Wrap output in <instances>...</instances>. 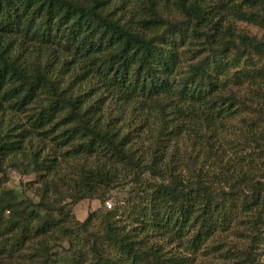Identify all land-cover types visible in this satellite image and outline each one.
Returning <instances> with one entry per match:
<instances>
[{"label": "trees", "instance_id": "16d2710c", "mask_svg": "<svg viewBox=\"0 0 264 264\" xmlns=\"http://www.w3.org/2000/svg\"><path fill=\"white\" fill-rule=\"evenodd\" d=\"M111 1L0 0V264H264V0Z\"/></svg>", "mask_w": 264, "mask_h": 264}, {"label": "rangeland", "instance_id": "374dc122", "mask_svg": "<svg viewBox=\"0 0 264 264\" xmlns=\"http://www.w3.org/2000/svg\"><path fill=\"white\" fill-rule=\"evenodd\" d=\"M120 0H112L110 5L108 6V9L110 11H113L115 6H118L120 4ZM128 3H126V8L125 10H122L123 13H126L124 11H128ZM117 10L115 13L116 15H120L123 18H126V16ZM235 27L238 28L239 30L249 34L250 36H255L257 38L263 37V32L256 27L250 26L245 23H236ZM127 115L125 114V117ZM110 168L112 170L116 171V175L118 177V183L122 184L126 180L125 175L126 172L123 171L122 166L119 165H113ZM4 180L6 181L2 185V190H8L11 193H14L17 197L18 200L22 199H30L34 203H37L42 197L43 194L45 195L46 198H50V200H53V198H58L61 199L60 196L55 194V191L50 188L46 193L44 192V184L42 183L43 181L37 174H28V175H21L17 170L9 168L6 171V175ZM54 180V179H53ZM60 191L66 192V186H63L62 183L56 181ZM118 184L117 186L115 185L114 188L107 186L103 190L99 192V194L105 197V201L103 203H100L97 199H91V200H83L80 201L76 204H67L66 205V210L68 211V218L71 221H83L87 215L90 212L97 211V210H102L104 211L105 209L108 210L106 204L109 203L113 209L116 205L117 202H120L121 200L125 199L127 196V191L121 189V187ZM52 196V197H51ZM1 199V197H0ZM67 203L65 200H61V203ZM5 216L8 217V212L5 213ZM223 239L230 244H234L237 246H242V242L244 241H239L235 239L231 234H226L223 236ZM245 243V242H244ZM203 257H197L196 261L194 264H211V259L209 260H203Z\"/></svg>", "mask_w": 264, "mask_h": 264}, {"label": "built area", "instance_id": "2783aa9c", "mask_svg": "<svg viewBox=\"0 0 264 264\" xmlns=\"http://www.w3.org/2000/svg\"><path fill=\"white\" fill-rule=\"evenodd\" d=\"M107 208L110 209L111 205L109 203L106 204Z\"/></svg>", "mask_w": 264, "mask_h": 264}]
</instances>
